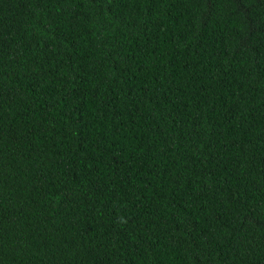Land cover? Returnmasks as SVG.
<instances>
[{
  "label": "trees",
  "instance_id": "16d2710c",
  "mask_svg": "<svg viewBox=\"0 0 264 264\" xmlns=\"http://www.w3.org/2000/svg\"><path fill=\"white\" fill-rule=\"evenodd\" d=\"M0 264H264V0H0Z\"/></svg>",
  "mask_w": 264,
  "mask_h": 264
}]
</instances>
